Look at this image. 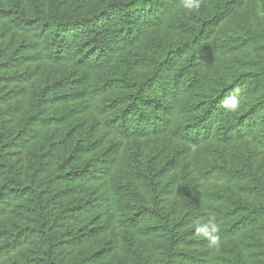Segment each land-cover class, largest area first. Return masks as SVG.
Wrapping results in <instances>:
<instances>
[{
	"label": "trees",
	"instance_id": "trees-1",
	"mask_svg": "<svg viewBox=\"0 0 264 264\" xmlns=\"http://www.w3.org/2000/svg\"><path fill=\"white\" fill-rule=\"evenodd\" d=\"M207 1L0 0V264H264V0Z\"/></svg>",
	"mask_w": 264,
	"mask_h": 264
},
{
	"label": "rangeland",
	"instance_id": "rangeland-1",
	"mask_svg": "<svg viewBox=\"0 0 264 264\" xmlns=\"http://www.w3.org/2000/svg\"><path fill=\"white\" fill-rule=\"evenodd\" d=\"M80 1H81V5H82V4H91V3H94L95 1H101V0H80ZM221 1H223V0H208L206 2L205 6H206V8L210 9V11H211ZM73 5L76 9H81V7H82V6H79L78 2H74ZM259 12H260L261 16L264 17V12L263 11L261 12V9ZM182 17H178L177 19H175L176 23L178 25L181 23ZM236 17L238 18V20L245 21V19L247 18V11H246L245 7L239 8L236 12L235 17L228 19L227 23L223 27L220 28L219 33H218L219 38L224 40V42L226 44L229 40H230V42H232L231 37L235 36V32L239 33L240 38H243V37L246 38L247 37L246 30L236 31V29H235L236 24L234 23L236 21ZM248 19H249V17H248ZM252 22L255 26H257L258 23H262L264 25V19L258 20L256 18H254ZM188 24L192 25L191 23H188ZM8 27H9V23L7 21H1L0 22V31L3 29H6ZM11 33H13V30L10 31V34ZM185 35L186 34H184L180 29H177L176 24L167 22L164 25H161L159 27H156L155 29L148 31L147 34L144 35V37L141 39V41L138 44H136L137 45L136 46L137 47V49H136L137 56L140 57V56H143L144 54L149 56V55H151L152 52H154L156 49H158L162 45L176 42V41L180 40ZM231 54H232L231 52L229 54H227L226 55L227 61H226V59H223L221 64L223 65V63H225L228 66H231L232 69H235L236 68L235 65H238V64L235 62V60L233 59V56ZM256 55H257V50H254L252 47H249L247 50H243L240 53V56L243 57L244 59H249L252 57L256 58L257 57ZM182 61H183V58L178 61V64H180ZM221 66H220V68H222ZM250 67H251L250 62H248V63L242 65L240 67V70H250V69H252ZM43 69L48 71L49 65L44 66ZM145 70H146L145 68L136 69V74H135L136 79H142L146 75ZM144 146H145L146 151H148L149 146H148L147 142L144 143ZM213 148L214 147L212 146L210 149H205L203 151H207L208 153H210ZM252 148L254 150L260 149V147H255V146H253ZM197 150L198 149H196V148L193 149V159L196 158V156H197ZM261 151L264 152V150H261ZM203 157L204 156L201 155L199 158H203ZM234 189L236 191L238 190V188H236V187ZM8 219L9 218L2 219L0 221V224L4 221H7ZM243 238L244 237H242V239Z\"/></svg>",
	"mask_w": 264,
	"mask_h": 264
}]
</instances>
